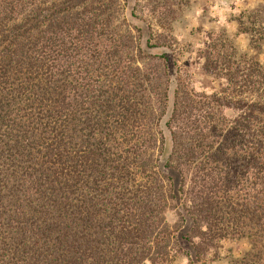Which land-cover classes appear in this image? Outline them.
Here are the masks:
<instances>
[{"label":"trees","instance_id":"16d2710c","mask_svg":"<svg viewBox=\"0 0 264 264\" xmlns=\"http://www.w3.org/2000/svg\"><path fill=\"white\" fill-rule=\"evenodd\" d=\"M123 1L0 0V264H264V62L211 35L224 89L171 101L178 3L135 0L143 46Z\"/></svg>","mask_w":264,"mask_h":264},{"label":"rangeland","instance_id":"374dc122","mask_svg":"<svg viewBox=\"0 0 264 264\" xmlns=\"http://www.w3.org/2000/svg\"><path fill=\"white\" fill-rule=\"evenodd\" d=\"M134 2L135 0L123 1V16L126 17L129 28L135 34H139L141 44L144 46L150 32L155 34L163 30L157 25H150L154 23L153 20L148 22L135 18L132 15ZM176 2L177 13L169 32L175 37L172 46L149 49L152 53H164L167 57L171 101L179 76L187 79L189 87L197 92H221L224 89V78L209 75L204 70L205 57L210 53L211 35L218 34L216 41L221 43H225L224 39L227 43L232 42L239 54L255 56L264 62V0H176ZM221 31L224 33L220 35ZM248 245L244 240L222 239L216 247L202 255L200 260L192 256V264H228L230 259L239 257L247 250ZM184 247L191 250L187 243H184ZM173 264H189V261L179 257Z\"/></svg>","mask_w":264,"mask_h":264}]
</instances>
